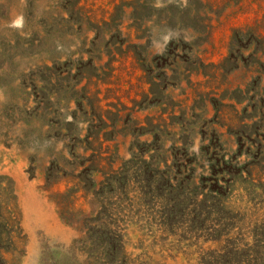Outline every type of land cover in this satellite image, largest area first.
<instances>
[{
    "label": "rangeland",
    "instance_id": "rangeland-1",
    "mask_svg": "<svg viewBox=\"0 0 264 264\" xmlns=\"http://www.w3.org/2000/svg\"><path fill=\"white\" fill-rule=\"evenodd\" d=\"M0 264H264V0H0Z\"/></svg>",
    "mask_w": 264,
    "mask_h": 264
},
{
    "label": "trees",
    "instance_id": "trees-1",
    "mask_svg": "<svg viewBox=\"0 0 264 264\" xmlns=\"http://www.w3.org/2000/svg\"><path fill=\"white\" fill-rule=\"evenodd\" d=\"M0 240H1V238H0Z\"/></svg>",
    "mask_w": 264,
    "mask_h": 264
}]
</instances>
